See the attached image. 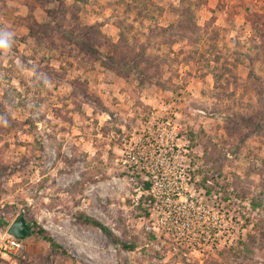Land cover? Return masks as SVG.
<instances>
[{
	"label": "rangeland",
	"instance_id": "374dc122",
	"mask_svg": "<svg viewBox=\"0 0 264 264\" xmlns=\"http://www.w3.org/2000/svg\"><path fill=\"white\" fill-rule=\"evenodd\" d=\"M0 28V264H264V0H0Z\"/></svg>",
	"mask_w": 264,
	"mask_h": 264
},
{
	"label": "trees",
	"instance_id": "16d2710c",
	"mask_svg": "<svg viewBox=\"0 0 264 264\" xmlns=\"http://www.w3.org/2000/svg\"><path fill=\"white\" fill-rule=\"evenodd\" d=\"M149 187L151 186L147 183L146 189H149ZM78 220L86 225H90L92 227H96L100 229L104 234H106L110 238V240L113 243L120 245L124 249L129 250L134 248L133 244H127L126 242L121 241L107 226L103 225L98 220L93 219L85 214H80L78 216ZM35 232L38 236H40L43 240L47 241L50 245L58 248L62 253L68 254V252L60 244H58L51 236H49L43 228L37 227V230Z\"/></svg>",
	"mask_w": 264,
	"mask_h": 264
},
{
	"label": "water",
	"instance_id": "95a60500",
	"mask_svg": "<svg viewBox=\"0 0 264 264\" xmlns=\"http://www.w3.org/2000/svg\"><path fill=\"white\" fill-rule=\"evenodd\" d=\"M8 234L20 240L26 239L31 233V225L24 217L14 220L7 230Z\"/></svg>",
	"mask_w": 264,
	"mask_h": 264
},
{
	"label": "clouds",
	"instance_id": "9594fccd",
	"mask_svg": "<svg viewBox=\"0 0 264 264\" xmlns=\"http://www.w3.org/2000/svg\"><path fill=\"white\" fill-rule=\"evenodd\" d=\"M5 36L11 37L12 33L0 28V54L4 55L8 54L11 50V43H9V39L5 38Z\"/></svg>",
	"mask_w": 264,
	"mask_h": 264
},
{
	"label": "built area",
	"instance_id": "2783aa9c",
	"mask_svg": "<svg viewBox=\"0 0 264 264\" xmlns=\"http://www.w3.org/2000/svg\"><path fill=\"white\" fill-rule=\"evenodd\" d=\"M21 248H22V240L14 236L8 235V239L4 249H6L9 252H17Z\"/></svg>",
	"mask_w": 264,
	"mask_h": 264
}]
</instances>
